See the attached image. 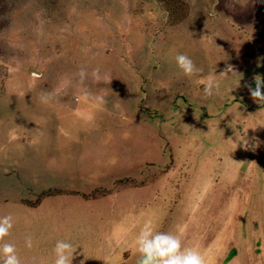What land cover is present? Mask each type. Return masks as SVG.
Returning a JSON list of instances; mask_svg holds the SVG:
<instances>
[{
  "label": "rangeland",
  "instance_id": "rangeland-1",
  "mask_svg": "<svg viewBox=\"0 0 264 264\" xmlns=\"http://www.w3.org/2000/svg\"><path fill=\"white\" fill-rule=\"evenodd\" d=\"M166 1L170 4L164 0H0V146L13 134L22 140L31 136L34 144L29 149L14 144L7 146L6 153L0 151L9 162L26 166L11 181L13 186L9 183L0 194L31 207L46 197L64 194L49 187L56 175L49 169L61 163L62 154L47 153L38 139L41 131L64 130L106 135L103 148L107 151L91 149L90 167L98 169L114 154L137 163L134 176L103 182L113 184L110 188L101 186L96 173L80 180L79 186H94L85 195L89 199L122 186L145 189L144 215L137 219L135 215H91L101 222L103 232L68 240L76 249L73 264H137L134 241L148 218L158 230L179 235L184 244L187 154L198 159L200 148L215 147L222 100L237 99L253 75L264 80V2ZM178 54L194 61L201 70L197 76L184 75L175 61ZM226 64L236 70L218 76ZM96 69L99 80L92 76ZM81 70L87 73L83 81ZM209 75L217 79L220 91L205 98L203 85L196 81H206ZM219 114L223 115L220 133L226 134L225 107ZM40 167L48 171H39ZM241 218L247 228L257 219L254 215ZM120 222H126L124 228ZM16 232L6 239L15 245L22 264H53V249L61 238L34 236L27 251ZM245 241L243 234L240 250L244 251Z\"/></svg>",
  "mask_w": 264,
  "mask_h": 264
},
{
  "label": "crops",
  "instance_id": "crops-1",
  "mask_svg": "<svg viewBox=\"0 0 264 264\" xmlns=\"http://www.w3.org/2000/svg\"><path fill=\"white\" fill-rule=\"evenodd\" d=\"M250 80L232 103L221 101L222 110L216 115L215 147L200 148L198 159L192 154H187L185 159L184 245L197 248L205 255L207 264H264V105L250 98L245 87ZM223 107L227 111L226 134L220 133L223 125L220 127L219 119L223 115L219 113ZM105 136L92 131L39 132L38 139L47 153L62 154L61 163L57 161L49 169L56 173L49 187L65 193L46 197L35 207L0 194V216L15 218L11 234L16 230L14 236L24 244L28 236H55L68 241L72 237L103 232L101 222L91 215H126V218L135 215V219L144 215L143 186H122L98 199L85 196L93 185L79 186L80 180L90 179L96 173L101 186L110 188L113 184L103 185V182L134 176L133 172L137 171L135 159L120 154L111 156L107 163L102 161L98 169L88 166L93 156L89 155L91 149L101 147L98 152L107 151L103 148L107 145ZM14 144L27 149L34 145L31 136L22 140L13 134L3 142L0 151L6 153L7 146ZM117 146L120 148L118 142ZM9 161V157L0 156V189L15 181L20 176L18 173L26 171V166ZM41 168L39 171H48ZM242 215L257 217L252 227L244 226ZM124 225L126 222H120L119 227ZM243 234L244 251L239 244ZM44 240L37 239L34 243Z\"/></svg>",
  "mask_w": 264,
  "mask_h": 264
},
{
  "label": "clouds",
  "instance_id": "clouds-1",
  "mask_svg": "<svg viewBox=\"0 0 264 264\" xmlns=\"http://www.w3.org/2000/svg\"><path fill=\"white\" fill-rule=\"evenodd\" d=\"M261 2H264V0H261ZM175 61L179 69L187 77L197 76L201 71L186 54H178L175 57ZM234 70L236 69L233 65L226 64L220 70L219 75H217L221 77L226 76L233 73ZM79 76L81 81H83L87 73L81 70ZM92 76L97 80L101 79L100 70H94ZM196 82L203 85L205 98L219 94L220 85L213 75H209L206 81L198 79ZM245 87L248 89L250 98L254 102L264 105V82L261 81L259 75H253ZM256 146H258V142ZM245 147H248L247 140L245 141ZM12 228V216H0V260H2V264H22L15 245L6 239L10 236ZM134 243L136 251L139 254L137 264H207L205 255L197 248L185 246L177 234L158 230L151 218L144 220ZM25 246L27 248L33 247L31 236L26 237ZM53 251L55 255L53 264H73L76 249L72 243L58 240L55 243ZM85 259H87L86 256ZM81 264H84V261Z\"/></svg>",
  "mask_w": 264,
  "mask_h": 264
},
{
  "label": "trees",
  "instance_id": "trees-1",
  "mask_svg": "<svg viewBox=\"0 0 264 264\" xmlns=\"http://www.w3.org/2000/svg\"><path fill=\"white\" fill-rule=\"evenodd\" d=\"M165 1V3L167 4V5H169L170 4V2L169 1H166V0H164Z\"/></svg>",
  "mask_w": 264,
  "mask_h": 264
}]
</instances>
